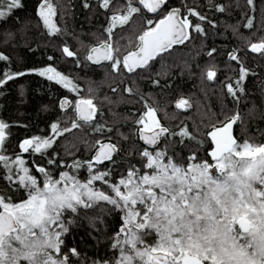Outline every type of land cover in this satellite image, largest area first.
<instances>
[{"label": "snow or ice", "instance_id": "obj_1", "mask_svg": "<svg viewBox=\"0 0 264 264\" xmlns=\"http://www.w3.org/2000/svg\"><path fill=\"white\" fill-rule=\"evenodd\" d=\"M249 49L264 0H0V264H264Z\"/></svg>", "mask_w": 264, "mask_h": 264}, {"label": "trees", "instance_id": "obj_2", "mask_svg": "<svg viewBox=\"0 0 264 264\" xmlns=\"http://www.w3.org/2000/svg\"><path fill=\"white\" fill-rule=\"evenodd\" d=\"M35 2V0H29V11H31V9H32V4ZM246 31V30H245ZM44 39H46V37H37L36 38V40L37 41H42V40H44ZM210 42V41H209ZM229 43V40H227V39H225L224 37H217L216 38V45L217 46H222V45H225V44H228ZM236 43H238L239 45H240V47L243 49L244 48V43L242 42V41H236ZM41 51H43V49H41ZM49 52H51V49H49ZM249 52V51H248ZM250 53V55H249V57H248V62L253 66V67H255L257 64H261V63H264V61H261L260 59H259V54L258 55H255V54H253V53H251V52H249ZM40 55V53L38 52L37 53V56H39ZM177 55H179V54H177ZM201 59V61L202 60H204V59H206V57H201L200 58ZM224 59H226L225 57H218V62H220V67L221 68H223V63H222V61L224 60ZM177 72H178V69H177ZM186 79V78H185ZM221 79H223V77H221ZM194 84H196V85H198V81L194 78L193 80H186V83H184L183 85H182V88H181V91H183L185 94H187L188 92H196V94H197V96H200L201 94H200V92H199V90H198V87H193V85ZM175 96H176V93L175 92H173L172 94H171V96H165L164 97V100L165 101H168V100H171V99H173V98H175ZM202 103H212V104H215V98L211 95V94H209V96L208 97H205V98H203L202 99ZM172 107H174V105H169V111H171V109H172ZM181 111H183V110H181ZM89 254H91V251H89Z\"/></svg>", "mask_w": 264, "mask_h": 264}, {"label": "flooded vegetation", "instance_id": "obj_3", "mask_svg": "<svg viewBox=\"0 0 264 264\" xmlns=\"http://www.w3.org/2000/svg\"><path fill=\"white\" fill-rule=\"evenodd\" d=\"M248 51L250 52V50H248ZM253 54L258 55V54H256V53H253Z\"/></svg>", "mask_w": 264, "mask_h": 264}, {"label": "rangeland", "instance_id": "obj_4", "mask_svg": "<svg viewBox=\"0 0 264 264\" xmlns=\"http://www.w3.org/2000/svg\"><path fill=\"white\" fill-rule=\"evenodd\" d=\"M243 43H244V45H245V42L244 41H242Z\"/></svg>", "mask_w": 264, "mask_h": 264}, {"label": "bare ground", "instance_id": "obj_5", "mask_svg": "<svg viewBox=\"0 0 264 264\" xmlns=\"http://www.w3.org/2000/svg\"><path fill=\"white\" fill-rule=\"evenodd\" d=\"M250 50V49H249ZM251 52V51H250Z\"/></svg>", "mask_w": 264, "mask_h": 264}]
</instances>
